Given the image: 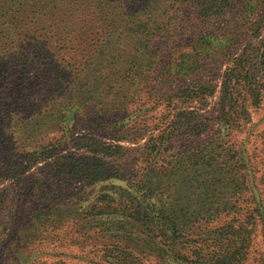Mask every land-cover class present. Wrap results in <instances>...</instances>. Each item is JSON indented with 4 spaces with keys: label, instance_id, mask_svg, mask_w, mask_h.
<instances>
[{
    "label": "rangeland",
    "instance_id": "1",
    "mask_svg": "<svg viewBox=\"0 0 264 264\" xmlns=\"http://www.w3.org/2000/svg\"><path fill=\"white\" fill-rule=\"evenodd\" d=\"M203 44L217 64L191 65ZM169 62L189 74L165 87ZM155 174L167 219L111 220ZM0 264H264V0H0Z\"/></svg>",
    "mask_w": 264,
    "mask_h": 264
},
{
    "label": "trees",
    "instance_id": "2",
    "mask_svg": "<svg viewBox=\"0 0 264 264\" xmlns=\"http://www.w3.org/2000/svg\"><path fill=\"white\" fill-rule=\"evenodd\" d=\"M174 13H175V11L172 12V17L169 16V19H168V21L170 19L173 20V23L171 26V34H170L171 37L180 36V34L183 32V29H181V30L179 29L178 22L175 21L176 18H175ZM195 49H196V53L194 54V56L192 55L193 60L191 62V65H193V64L199 65L201 58H203L204 56H210L209 61L212 64H217L218 60L222 58V57H220V55H218L219 50L213 49L212 45H211V48H210V45L208 47H206L205 44L198 45V47H195ZM210 54H212V55H210ZM183 57H184L183 55H181V57L179 56L180 59H183ZM238 60L239 59H236V58L232 60V62L234 63L233 64L234 68L228 69V71L224 74V76L221 79L222 80L221 81V93L223 96L220 99V104H221V111L220 112L222 115H225V116H227L228 113L226 111H224V108L225 107L232 108L234 106V104L237 102V96H238L237 87L239 86V83H241V79H243V78H241V75L239 74L240 71L242 70V67H243V65H240V64H243V63H240V62L238 63ZM166 67L165 68H166V72H168V75L164 76L163 72L159 71L157 73V75H159L160 77L158 78V80H156L157 82L162 83L165 87H167V86L171 87L174 84L177 85V82L175 81V78H176L175 76L181 77V75L182 76H188V74H189V69L187 67L185 69L184 66H181V63L179 64V63L169 62V63H167ZM196 68H198V66H196ZM176 70H177V74L173 75L174 73H176ZM178 74H180V75H178ZM196 80H199V79H196ZM254 88L259 89V86L256 84L254 86ZM214 89H215V87L210 83H204V85L202 86V85L198 84V81H192V82L189 81V83L187 85L176 86L175 95H176V97H179V99L189 100L191 98V96L195 95L197 92L203 93V95H211L214 93ZM254 100L258 101V97L255 96ZM192 118H196L195 113L193 116L192 112H179V113L174 114L172 117V120L167 122V125L164 129L163 135L165 134V131H168L167 136H166L168 138V136L175 131L183 132L185 128L190 127V125L192 124V123H190V120ZM72 119H73V116H70L67 121L69 122ZM162 136H160V139L162 138ZM212 143H213V141L212 142L210 141L207 144H212ZM97 179H98L97 175H95L94 180H97ZM148 180L149 181L146 180L144 182L141 181L140 182L141 186L138 189V192H139V198L138 199L140 200V198H141V201L138 200L137 205L142 204V206L145 208L144 211L143 212L141 211V213H140L139 209H137L138 207H136V210L133 209L130 211L131 214H125L122 212L123 214L114 215L111 220L115 221L116 224H120V223L124 222L123 219H125V221H127V220H131L134 222L139 221L140 223L145 225L147 223V221L151 220L152 218L158 222H160L162 219H164V220L167 219V217H165L163 215V213L158 211V209H156V211H150V208L153 210L156 208V204H155V202L152 201V199L156 196L154 193L157 191L161 192V194H158L160 196V199H159L160 202L167 201V198L169 196L167 195L166 191L163 193V191L160 189L161 188H167V190L169 189V187H170L169 177L166 174L165 175L155 174ZM114 212H116V211L111 210V214H114ZM154 213L159 215V217H157V216L154 217L153 216ZM97 214L98 213H94V215H97ZM149 216L151 219L148 218ZM153 226L155 227V225H153ZM125 233L131 234V232H126V231H125Z\"/></svg>",
    "mask_w": 264,
    "mask_h": 264
}]
</instances>
